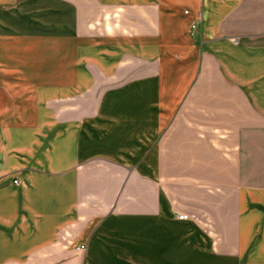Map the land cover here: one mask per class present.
Listing matches in <instances>:
<instances>
[{
  "label": "crops",
  "instance_id": "0c3cea01",
  "mask_svg": "<svg viewBox=\"0 0 264 264\" xmlns=\"http://www.w3.org/2000/svg\"><path fill=\"white\" fill-rule=\"evenodd\" d=\"M0 264H264V0H0Z\"/></svg>",
  "mask_w": 264,
  "mask_h": 264
},
{
  "label": "built area",
  "instance_id": "2783aa9c",
  "mask_svg": "<svg viewBox=\"0 0 264 264\" xmlns=\"http://www.w3.org/2000/svg\"><path fill=\"white\" fill-rule=\"evenodd\" d=\"M197 22H199V20ZM195 27H196V24H193L192 28H195ZM16 182H18V181H16ZM178 217L180 219H188L189 216L187 214H178Z\"/></svg>",
  "mask_w": 264,
  "mask_h": 264
}]
</instances>
